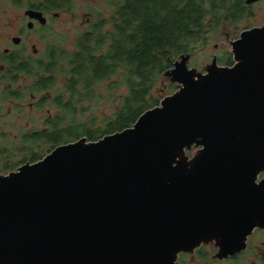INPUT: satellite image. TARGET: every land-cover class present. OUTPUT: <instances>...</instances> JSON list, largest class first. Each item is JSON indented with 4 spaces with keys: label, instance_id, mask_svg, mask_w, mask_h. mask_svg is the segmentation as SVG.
Here are the masks:
<instances>
[{
    "label": "water",
    "instance_id": "95a60500",
    "mask_svg": "<svg viewBox=\"0 0 264 264\" xmlns=\"http://www.w3.org/2000/svg\"><path fill=\"white\" fill-rule=\"evenodd\" d=\"M231 44L234 64L214 56L205 73L182 54L165 73L179 90L132 126L0 174V264H180L203 244L218 259L241 251L264 227V26Z\"/></svg>",
    "mask_w": 264,
    "mask_h": 264
},
{
    "label": "trees",
    "instance_id": "16d2710c",
    "mask_svg": "<svg viewBox=\"0 0 264 264\" xmlns=\"http://www.w3.org/2000/svg\"><path fill=\"white\" fill-rule=\"evenodd\" d=\"M110 5L111 15L95 13L72 48L54 42L53 60L41 65L46 74L38 75L32 87L48 92L39 104L58 111L48 129L32 131V141L55 148L84 136L96 141L132 126L160 104L158 85L178 57L208 45L222 24H238L249 13L246 0H117ZM219 61L234 64L231 53ZM103 83L114 108L99 123ZM173 88L172 83L168 91ZM88 112L91 118H78ZM44 156L33 153L32 160Z\"/></svg>",
    "mask_w": 264,
    "mask_h": 264
},
{
    "label": "rangeland",
    "instance_id": "374dc122",
    "mask_svg": "<svg viewBox=\"0 0 264 264\" xmlns=\"http://www.w3.org/2000/svg\"><path fill=\"white\" fill-rule=\"evenodd\" d=\"M108 1L109 0H72L70 7L61 11L54 19V42L59 41L60 44L64 45L66 48H72L78 32L88 28V24L94 20L97 11L102 12L105 17L111 15ZM93 11L94 13H92ZM247 12H249L248 15L238 24H222L218 33L212 37L208 45H199L198 48L191 53L189 66L196 69L198 72L205 73L208 65L213 61L214 56H217L218 60H220L222 57L225 58L228 53L232 54L231 42L240 38L242 32L253 27L264 26V1L248 5ZM219 64L224 65L221 61H219ZM172 83L173 82H171L170 78L167 76L159 83L156 95H158L161 100L179 90V84L173 83L174 88L172 91H168L169 85ZM104 88L105 83L100 86V89L105 93V98L99 99V107L96 108L99 123L102 121L103 117L111 113L114 108V104L109 98L112 93H109ZM125 91V89H122L121 92ZM46 95L47 92H40L38 96L34 98L27 94L21 102L22 108L20 111L15 109V107H17L16 104H5V110L0 113V129L3 131V133L1 132L3 136L0 137V174H7L10 171L17 170L26 162H33V153L47 155L54 149L52 144L46 143V141H38L37 143L32 141L30 137L32 131L41 132L46 130L48 119L52 118L58 111L56 108H52L49 105L42 107L37 106V103L43 99V97H46ZM86 117L88 119L91 118L92 113L88 112L85 115L78 116L79 119H85ZM197 151L198 148L194 147L190 151H187V153L189 157L192 158ZM201 250L202 251L199 253L193 252L182 256L180 254L179 263L234 264L214 260V255L217 254L215 243L203 244ZM205 252L209 253V255L207 258L201 259L200 256Z\"/></svg>",
    "mask_w": 264,
    "mask_h": 264
},
{
    "label": "flooded vegetation",
    "instance_id": "af4514ba",
    "mask_svg": "<svg viewBox=\"0 0 264 264\" xmlns=\"http://www.w3.org/2000/svg\"><path fill=\"white\" fill-rule=\"evenodd\" d=\"M111 2L116 3L117 0L108 1L112 10ZM71 3L72 0H0V113L5 110L6 103L16 104L15 109L20 111L21 102L27 94L34 98L38 96L32 86L37 82L38 75L46 74L41 65L53 60L54 19ZM34 13H41V16H34ZM43 99L37 106L42 107L39 103ZM1 132L0 129V137L3 136ZM263 178L264 172L257 181ZM202 246L195 253L201 252ZM187 254L182 253L181 256ZM204 254L209 255L207 252ZM214 260L234 264H264V227L257 226L247 236L245 246L238 253L224 259L214 255Z\"/></svg>",
    "mask_w": 264,
    "mask_h": 264
}]
</instances>
